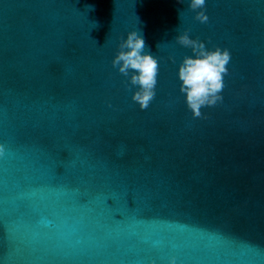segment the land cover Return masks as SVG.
<instances>
[{"label":"water","instance_id":"1","mask_svg":"<svg viewBox=\"0 0 264 264\" xmlns=\"http://www.w3.org/2000/svg\"><path fill=\"white\" fill-rule=\"evenodd\" d=\"M205 11L0 0V264H264V0ZM131 30L159 59L144 110L111 64ZM184 31L231 54L200 117L179 91Z\"/></svg>","mask_w":264,"mask_h":264},{"label":"clouds","instance_id":"2","mask_svg":"<svg viewBox=\"0 0 264 264\" xmlns=\"http://www.w3.org/2000/svg\"><path fill=\"white\" fill-rule=\"evenodd\" d=\"M184 3L185 0H177ZM188 8L195 13L194 19L201 23L208 21L205 11L206 0H186ZM176 43L190 48L191 54L184 55L177 67L179 91L184 97L187 109L193 117L201 116V109L213 107L223 101L224 77L228 74L227 65L231 59L227 48L206 44L191 38L188 31L176 35ZM145 39L138 30L128 31L117 45V51L111 60L112 67L127 79L134 89L131 99L141 110L148 108L156 96L159 75V59L145 50ZM171 59V57H170ZM5 153V146L0 144V156ZM149 264H157L151 260ZM167 264H177L176 256H169Z\"/></svg>","mask_w":264,"mask_h":264}]
</instances>
